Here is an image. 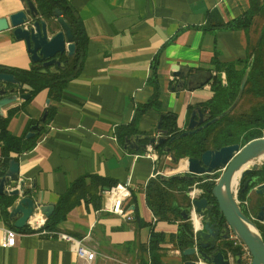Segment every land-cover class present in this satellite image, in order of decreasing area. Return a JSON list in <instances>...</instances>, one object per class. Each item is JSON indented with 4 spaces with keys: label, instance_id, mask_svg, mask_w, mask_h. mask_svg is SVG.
Returning a JSON list of instances; mask_svg holds the SVG:
<instances>
[{
    "label": "crops",
    "instance_id": "0c3cea01",
    "mask_svg": "<svg viewBox=\"0 0 264 264\" xmlns=\"http://www.w3.org/2000/svg\"><path fill=\"white\" fill-rule=\"evenodd\" d=\"M68 2L77 10L89 39L85 63L78 77L68 83L36 146L18 156L20 180L33 188L32 196L41 205L54 206L70 184L85 174L129 183L127 205L134 210L133 220L106 211L103 201L99 208L81 203L57 231L95 248L99 253L95 264H144L154 228L165 234L161 264H184L181 251L170 242L171 235L178 232L179 221L156 220L146 199V186L155 174L163 172L168 177L184 168L167 154L157 152L159 159L153 161L143 157L144 153L125 150L116 132L119 126L129 125L137 106L151 98L154 89L148 81L156 57L161 106L143 114L138 128L153 136L160 115L173 113L178 128L185 130L191 110L201 107L214 93L211 83L192 91L173 89V67L216 74L214 58L223 63L245 58L253 31L248 35L245 30H209L208 26L239 17L250 7V0ZM25 9L23 0H0V18ZM48 21L54 27L52 34L60 30L56 18ZM31 64L26 42L16 40L12 29L0 32V66L29 69ZM222 79L225 82V73ZM48 99V90H44L28 103L17 100L4 107L3 117L21 109L9 121L10 132L26 137L32 122H40L49 107ZM262 204L261 196L248 192L244 202L248 215L255 217ZM257 224L264 227V222ZM6 227L10 224L0 216V264H84L68 242L37 232H19L15 246L4 248L1 242Z\"/></svg>",
    "mask_w": 264,
    "mask_h": 264
},
{
    "label": "trees",
    "instance_id": "16d2710c",
    "mask_svg": "<svg viewBox=\"0 0 264 264\" xmlns=\"http://www.w3.org/2000/svg\"><path fill=\"white\" fill-rule=\"evenodd\" d=\"M26 4V0H23ZM38 10L40 20H52L55 18V11H61V17L66 20L73 33L75 52L69 57L66 54L60 55L61 66L44 67L43 64L33 63L29 69L11 68L0 66L1 73L11 74L22 84L19 93H29L30 102L38 93L48 90V97L51 104L46 109L48 116L44 123H40L41 131L57 111L58 104L61 102L62 94L68 83L81 73L87 53L88 36L84 24L77 10L68 0H32ZM27 6V4H26ZM261 19L263 24L257 31V35L250 39L247 55L245 58L238 59L230 63H223L214 58L213 64L215 72L211 83L214 93L213 97L200 104L211 118L219 117L226 112L239 95L241 82L249 70L247 81L236 107L216 122L202 128L197 133L179 137L184 130L177 126V118L173 113H164L163 130L166 131L167 142L159 146L156 151L159 154L173 155L178 161L186 157H200L207 150L220 149L232 144L246 145L248 142L264 137V0H250V7L239 17L228 23L218 21L217 24L209 23V30L230 29L245 30L249 35L255 27L257 19ZM254 32V31H253ZM255 33V32H254ZM159 58L156 57L152 64V74L149 84L154 91L151 98L144 104L136 108L135 116L129 125L119 126L117 137L124 144L126 138L143 135L151 136L139 130V120L143 114L150 110H159L161 106L160 86H159ZM225 73L226 80L223 82L222 74ZM176 79L172 81L174 86ZM9 86L8 89H11ZM21 109L9 111L7 117L0 116V159L3 165H7L12 159L18 160V156L31 151L37 142L36 136L27 139L13 135L8 129L10 119ZM39 121L32 122L31 127ZM178 137L170 142L171 138ZM148 144V139L143 140ZM169 147L170 151L165 152ZM134 152V151H133ZM138 152L144 153L145 150ZM219 173L203 176L197 179L168 177L161 175L152 178L146 186L147 204L154 214L156 220L169 222L179 221V229L176 234H172L170 242L175 249L181 251L194 244V229L189 221L182 217V211L190 206V198L187 190L195 184L203 190L202 196H207L210 200L213 197L210 191ZM115 180L103 178L97 174H85L78 177L62 194L55 205L52 215L47 219L45 229L47 231H57L59 224L66 220L69 213L81 203H92L99 208L102 203L101 192L117 185ZM240 186L238 199L241 201L243 211L247 214L244 202L250 189L242 191ZM33 188L26 187L24 194L31 196ZM15 202V198L10 196H0V216L6 220L10 227L18 232L34 233L35 231L28 226L17 229L8 222V209ZM136 209V203L133 201ZM138 217V215L136 216ZM258 229L264 238V227L257 224ZM165 241V234L151 230L150 240L145 250L148 253V260L144 264H161L162 243ZM233 254L240 251L239 247L233 248L232 242H226ZM184 258V257H183ZM186 259V258H184Z\"/></svg>",
    "mask_w": 264,
    "mask_h": 264
},
{
    "label": "water",
    "instance_id": "95a60500",
    "mask_svg": "<svg viewBox=\"0 0 264 264\" xmlns=\"http://www.w3.org/2000/svg\"><path fill=\"white\" fill-rule=\"evenodd\" d=\"M26 2L25 10L14 13L8 18H0V32L12 29L16 40H24L33 63L41 62L44 67H60L59 56L66 54L71 57L75 52L70 26L61 17V11L56 10L55 18L60 30L52 34L54 32L52 23L39 19L38 10L32 0ZM173 69L172 75L176 82L172 88L176 90L186 88L192 91L202 88L214 77L211 71L199 70L191 73L189 68L180 65H175ZM249 70H246L243 77L239 95L226 112L219 117L211 118L206 109L193 108L186 129L179 137L197 133L231 112L240 100ZM9 86H12L11 89H8ZM21 88L22 84L13 75L0 72V116L4 115V107L17 100L26 102L30 99L29 93H19ZM49 105L50 99L47 100V107ZM164 115V113L160 115L155 135H136L126 138L124 149L146 150L148 145L157 149L167 142L166 131L163 130ZM47 116L48 111L45 110L40 122L33 125L26 134L27 139L41 131L40 123H44ZM177 138H171L170 142ZM145 139H148V144H141ZM169 151L170 148L166 147L165 152ZM170 157L174 164L183 165L184 171L168 177L197 179L220 173L212 189L208 191L213 200L202 196L203 192L193 196L194 186L187 190L190 206L182 211V217L193 226L194 244L182 251V256L186 258L184 264H232L230 255L235 257V264H241L240 251L232 254V251L224 245L232 241L231 234L247 246L252 256L250 264H264V238L257 226V221L264 222V137L254 139L244 146L232 144L220 149L207 150L200 157H186L179 161L173 155ZM255 160L259 162H252ZM235 177L238 179L236 184L233 183ZM11 183H16V186L12 187ZM241 185H243L242 191L250 189L249 191L263 198V204L255 217L246 214L238 201ZM25 189V182L20 180L19 161L12 159L7 165H3L0 159V196L15 198V202L8 209L7 219L17 229L27 226L29 218L38 207L47 218L55 209L54 205H41L37 197L25 195Z\"/></svg>",
    "mask_w": 264,
    "mask_h": 264
},
{
    "label": "built area",
    "instance_id": "2783aa9c",
    "mask_svg": "<svg viewBox=\"0 0 264 264\" xmlns=\"http://www.w3.org/2000/svg\"><path fill=\"white\" fill-rule=\"evenodd\" d=\"M145 158L152 159L153 161H157L159 159V155L156 149L153 146H147L144 154L142 155ZM163 172H159L154 175V177L158 175H162ZM195 187V193L199 194L203 192L202 189ZM103 208L106 211L119 215L126 220H133L134 210L127 205V201L131 196V190L129 183L126 184H117L111 187L108 190H104L101 192ZM47 217L40 211L39 207L35 210L32 216L28 220L27 226L37 232L42 236H48L51 238H59L68 242L72 245L73 250L75 251L78 259L82 261L84 264H95L96 259L98 257V252L95 248L89 247L84 240L76 239L73 236L59 232V231H47L44 227L47 223ZM19 232L11 227H6L3 234L2 239V247L9 248L13 247L16 244L17 237ZM232 242L238 241L240 243L241 249V264H250L251 263V254L245 244H243L238 238H236L233 234H231ZM230 259L232 264H235V257L230 255Z\"/></svg>",
    "mask_w": 264,
    "mask_h": 264
},
{
    "label": "rangeland",
    "instance_id": "374dc122",
    "mask_svg": "<svg viewBox=\"0 0 264 264\" xmlns=\"http://www.w3.org/2000/svg\"><path fill=\"white\" fill-rule=\"evenodd\" d=\"M262 24H263V21L261 20V19H257V22H256V24H255V27H253L252 28V31H254L255 33H254V36H256L257 35V31H259L260 29H261V26H262ZM181 168H182V166H181ZM219 176H220V173H219ZM215 180H217V179H215ZM238 201L241 203V201L238 199ZM232 242V241H231ZM233 243V245H234V247L233 248H237V247H239V249H241V246H240V243L238 242V241H235V242H232ZM231 254V253H230ZM251 260H252V257H251Z\"/></svg>",
    "mask_w": 264,
    "mask_h": 264
},
{
    "label": "bare ground",
    "instance_id": "6f19581e",
    "mask_svg": "<svg viewBox=\"0 0 264 264\" xmlns=\"http://www.w3.org/2000/svg\"><path fill=\"white\" fill-rule=\"evenodd\" d=\"M252 162H259V160H255V161H252ZM181 166H182V169H183L184 166L183 165H181ZM238 175H239V173H238ZM233 183H235V184L238 183V179H236V177L234 178Z\"/></svg>",
    "mask_w": 264,
    "mask_h": 264
},
{
    "label": "flooded vegetation",
    "instance_id": "af4514ba",
    "mask_svg": "<svg viewBox=\"0 0 264 264\" xmlns=\"http://www.w3.org/2000/svg\"><path fill=\"white\" fill-rule=\"evenodd\" d=\"M194 186H196V187H198L196 184L194 185ZM199 188V187H198ZM201 189V188H200ZM232 254H233V252H231ZM233 256V255H232Z\"/></svg>",
    "mask_w": 264,
    "mask_h": 264
}]
</instances>
